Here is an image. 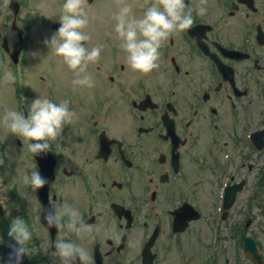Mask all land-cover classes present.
I'll use <instances>...</instances> for the list:
<instances>
[{
	"label": "flooded vegetation",
	"instance_id": "obj_1",
	"mask_svg": "<svg viewBox=\"0 0 264 264\" xmlns=\"http://www.w3.org/2000/svg\"><path fill=\"white\" fill-rule=\"evenodd\" d=\"M148 1L149 6L157 2ZM38 3L12 0L4 11L0 0L5 33L0 36V92L3 73L11 70L16 75L12 85L19 90L29 87L22 104L28 114L33 100L47 98L49 92L65 91L76 100L73 120L50 142L45 156H33L29 141L16 139L17 152L22 155L23 148L30 161L28 175L47 169L54 159L51 182L36 192L28 186L25 195L15 191L9 204L1 200L8 212L20 211L34 230V251L26 256L32 264H63L54 255L53 244L72 237L64 229L48 230L36 210L67 198L80 208L82 220L92 230L77 242L88 249L94 264H189L188 238L194 239L192 247L196 240L209 239L214 229L235 231L239 196L255 178L256 154L259 158L263 154L264 116L258 118L254 85L263 97L264 0H188L193 25L167 39L160 49L159 67L146 74L129 66L110 26L115 19L111 14L104 17L105 0H89L90 11H102L95 28L84 29L91 37L85 43L89 48L99 46L101 55L87 71L100 78L101 86L88 88L85 99L69 84L62 86L47 76L46 65L34 68L47 50L41 43L53 35L47 32L42 0ZM140 4L139 18L145 12L143 0ZM200 6L207 8L204 16L196 14ZM101 19L112 34H106ZM257 27L263 32L261 43ZM103 49L113 50L120 60L104 61ZM222 50L247 56L236 58ZM25 66L28 75L21 77ZM256 71H263L261 78ZM231 80L246 93L236 92ZM20 95L18 91L11 98L2 97L0 104L5 105L3 99L16 102ZM256 131L262 132L260 150ZM236 185L227 208L226 192ZM251 186V191L246 189L251 195L248 206L255 194L254 183ZM5 194L0 186V199Z\"/></svg>",
	"mask_w": 264,
	"mask_h": 264
},
{
	"label": "clouds",
	"instance_id": "obj_2",
	"mask_svg": "<svg viewBox=\"0 0 264 264\" xmlns=\"http://www.w3.org/2000/svg\"><path fill=\"white\" fill-rule=\"evenodd\" d=\"M12 0H3L4 11L9 9ZM85 0H64L63 14L59 17L60 27L50 37L45 39V45L74 71V86L92 88L94 79L87 69L89 64L98 62L101 48L86 46L91 39L84 29L89 20L84 8ZM196 14L204 16L207 8L200 6ZM115 32L120 40V47L126 53L129 66L141 73H149L159 67L160 49L167 39L194 23L193 9L186 8L185 0H157L147 7L143 16L137 18L131 5L123 3L115 14ZM5 35L0 26V36ZM3 79L14 83L16 75L11 70H5ZM69 101L59 103L44 98H36L32 110L27 116L14 109H6L2 122L10 133L29 141L28 149L33 156L46 155L50 150V142L61 136L64 126L74 118V111L69 107ZM25 186H30L33 192L48 184V180L40 171H32L23 177ZM37 217L47 229L67 230L72 238L61 237L53 244L54 255L61 258L63 264H94V258L82 243L92 231L82 220L79 207L67 198L57 201L49 207H39ZM34 230L22 218L11 221L7 230V247L10 251L7 258L0 257V264H23L24 258L33 248ZM118 239V237H117ZM6 243L0 230V245Z\"/></svg>",
	"mask_w": 264,
	"mask_h": 264
},
{
	"label": "rangeland",
	"instance_id": "obj_3",
	"mask_svg": "<svg viewBox=\"0 0 264 264\" xmlns=\"http://www.w3.org/2000/svg\"><path fill=\"white\" fill-rule=\"evenodd\" d=\"M40 4L41 0H38ZM112 1V0H110ZM119 0H113V8L116 12L119 11L121 5L123 3H127L131 5L133 14L139 18V0H126L125 2H118ZM45 2V10L47 11V14H54L57 17V14H63V3L64 0H42V3ZM120 4V5H119ZM133 6L136 8L133 9ZM85 11L87 12L89 23L85 29L94 28L93 22L95 19L93 18V14L100 15L102 8L96 12L91 13L89 9H87L86 0L84 3ZM115 11H111L109 7H106L103 10V13L105 14H115ZM144 13V12H143ZM54 17H49L48 21L51 20ZM93 20V22L91 21ZM102 24H104V28L108 29L106 26V23L103 19L100 20ZM95 23V22H94ZM112 28H115V24L110 25ZM106 34H112L111 30H107ZM51 36H47V38H50ZM46 38V39H47ZM95 37L92 40V43L95 42ZM43 45L45 43L43 42ZM46 46V45H45ZM47 47V46H46ZM104 61L107 60V57L105 56L103 58ZM38 65V68H43L45 65V72L47 76H52L58 84L61 85H67L69 84L72 86L76 91H78L81 95V99L86 98V90L88 88L81 87V86H74L72 84V80L75 78V73L73 70H71L66 63L63 62L62 58L56 56L53 51L46 50L42 53L41 60L39 59L36 63ZM261 67L260 69H262ZM263 71L258 72L256 71L255 75H260L259 78L262 77ZM91 74V73H90ZM26 75L28 73L26 72ZM94 79V86L100 85L99 80L100 78L95 76L94 74H91ZM105 80H107L105 78ZM108 82V80H107ZM68 86V85H67ZM101 86V85H100ZM3 92H0V98H7L10 95L13 94L12 84L7 81H3L2 85ZM112 89V88H111ZM255 89V95H256V105L257 109L259 107H264V96L262 97L260 95V89L257 88L256 85H254ZM262 89V88H261ZM263 90V89H262ZM60 91V90H58ZM61 92V91H60ZM30 94L29 93V87L25 90V95ZM101 93L105 94L106 91L101 87ZM3 94V95H1ZM66 95V94H65ZM92 98V95H90ZM56 98L59 102L63 101L61 98V95L56 93ZM7 100V99H5ZM9 101V100H8ZM12 106L8 107H1L0 108V137L3 140L5 147H0V186L1 190H3L6 194L4 195V198H2L4 201L7 200L6 204L11 203L14 201L13 192L19 191L21 193L27 192L28 186H25L23 183V177L25 175H28V166H29V159L28 156L23 148L20 149V152L22 155H20L17 151L18 146L16 144V138H20L16 134L10 133L9 129L6 127V125L2 122V117L5 113L6 109H16L15 102L10 101ZM82 107L87 109V104L82 103L80 104ZM71 108V107H70ZM72 109V108H71ZM72 127L74 125L72 124ZM22 140V138H20ZM2 143V145L4 146ZM2 146V147H3ZM19 157L22 159L19 160ZM263 161H264V150L263 154H261L260 158L257 157L255 159V167L252 172V174L255 173V178L250 181L249 186L246 188L251 191L253 189V186H251L254 183V186L257 184L259 180L260 190H255V197L251 200V205L248 208L247 207V199H249V195L247 194V191H242L239 196V203L236 206V214L233 219L237 222V220H241V218L250 217L251 223L247 228L244 230V237L249 236L251 237L257 244L263 258H264V176L259 179L257 173L260 172V168L263 170ZM16 168L18 173H16ZM18 188V189H17ZM11 190V191H10ZM13 191V192H12ZM9 215L12 218H21L20 211L15 212H8ZM234 221V220H233ZM213 236V234L211 235ZM205 240L204 243L207 242L210 245L211 249L206 251L204 248L201 250L202 241ZM194 241L192 237L188 238L186 242L188 243L185 246V249L187 253H189L188 259L190 260L191 264H201L200 260L204 256V253L209 256H215L216 257V264H254L249 256L243 251L242 249V243L240 238L233 237L232 232L227 227H223L221 229V232L219 234V242L215 240L209 241L208 238H204L202 240H196V243H192V247L190 246V243ZM214 241V242H213ZM209 242V243H208Z\"/></svg>",
	"mask_w": 264,
	"mask_h": 264
},
{
	"label": "water",
	"instance_id": "obj_4",
	"mask_svg": "<svg viewBox=\"0 0 264 264\" xmlns=\"http://www.w3.org/2000/svg\"><path fill=\"white\" fill-rule=\"evenodd\" d=\"M9 226L6 222V220L3 218L2 216V212L0 209V230H2L4 238L6 243L4 245H0V254L1 257L3 258H7V254L10 251V249L7 247V230H8ZM244 248L246 250V252L251 256L252 260L256 262V264H264V261L262 260L260 254L258 253L257 247L255 245V243L253 242V240L251 239H246L245 240V244H244ZM23 264H26L25 261L23 262Z\"/></svg>",
	"mask_w": 264,
	"mask_h": 264
}]
</instances>
